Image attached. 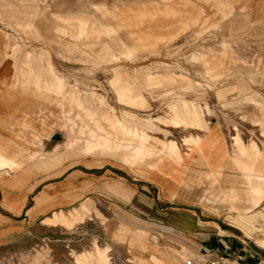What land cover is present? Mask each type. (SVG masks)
I'll return each mask as SVG.
<instances>
[{"label":"rangeland","instance_id":"obj_1","mask_svg":"<svg viewBox=\"0 0 264 264\" xmlns=\"http://www.w3.org/2000/svg\"><path fill=\"white\" fill-rule=\"evenodd\" d=\"M101 1L103 3H94ZM189 1L196 5L195 14L190 17V20L187 19L193 22L190 25L185 23L187 26L183 28L184 19L178 21L175 18H165L160 14L146 24L150 29L158 26L159 31L179 32V38L169 44L161 43L158 51L148 52L147 57L141 58L144 52L138 53L136 58L139 55L140 58L130 63L136 67V71L134 70L136 88L139 91L144 88L151 91H145L148 95L144 97H141V93H139L140 97H133V94L137 96L138 92L133 93L129 86V97L126 103L131 106L140 105L144 109L154 104L151 109L143 113L124 104L121 97L115 96L108 86L106 74L109 70L106 68L113 66L112 63L126 56L122 57L118 54L119 49L115 41L107 36L112 27L107 28L108 23L102 19L112 20L114 27L120 24L122 16L129 12L134 13L136 17H142L146 11L139 6L146 0H0V33L4 32L6 35L5 38L0 35V97L4 100L3 104L8 107L7 109L12 110L14 118L11 123L15 122L17 133L23 137L17 134V139L19 141L27 139L28 143L31 137L34 138L32 131H29L30 128L17 124L19 121L18 113H16L17 107L24 109L22 110L24 114L20 117L23 124L30 123L28 119L31 115L36 123L51 128L52 132H57L54 143L62 141L67 135L66 148L70 155L65 156L59 164L49 166L48 169L44 168L49 172L47 177H57L69 167L83 163L121 169L118 170L119 174L124 173L130 180L133 178L148 179L147 175L152 176L155 168L157 173L182 182L185 157L183 148L178 143H183L180 139V131L178 132L180 129L155 122L154 117L171 115L172 105L176 103L184 112L187 123L186 114L190 115V122L187 126L190 132L193 128L202 131L207 128L203 119L204 113L210 115L216 112L215 95L218 98L217 90L224 86V83L233 85L236 81H244L259 92L258 97H264V0ZM166 3L171 2L169 0ZM150 8L171 10L172 7L156 5ZM197 8L198 12H196ZM25 10L33 14L29 18L33 23L25 20L27 13ZM79 10L86 13H79ZM106 11L108 14H105ZM204 11L202 18L200 14ZM149 13L153 14V12ZM55 14L66 17L60 20ZM15 17L23 20L18 21ZM60 24L61 28L66 25L67 29H76L90 36L77 38L79 47H73L67 51L66 63L58 58L52 45L48 44L49 40L55 39L58 32L54 28ZM33 26L44 36L43 42L36 39L38 34L35 32H30L29 42L26 41L27 32L31 31ZM119 36L123 38L126 33L122 31ZM30 42L48 47L54 57V64L61 72L67 71L68 66H73L75 63L82 67L81 74L73 73L72 75L81 77L83 82L90 76L96 77V84H68V82L72 83V78L67 76L65 88L56 87L59 92L65 89V97L48 91L41 92L23 83L16 85L13 77L15 59L10 54L22 59L25 56V50L31 48ZM210 47L215 49L214 53ZM73 50L77 53L75 59ZM203 54L205 57H202ZM29 61L30 54L25 56L24 63ZM59 64L65 67H59ZM146 65L152 66L147 71V80L142 73V68ZM183 71L190 73L187 75L189 78L183 77V74H176ZM26 73L25 70L19 71L22 77H25ZM191 74L193 84L189 83L190 85L186 86L182 79L184 81L190 79ZM131 79L130 77L129 80ZM219 83L222 84L220 87ZM122 86V75L116 72L114 85L116 92L121 91ZM160 92L165 97H157ZM186 92L194 95L178 97ZM187 98L190 99L189 102L186 101ZM193 106L198 109L197 113L192 110ZM61 123H64L63 127L67 132L60 127ZM181 130H187V128H181ZM98 140L100 141L97 142ZM192 142L189 141V143ZM193 143L200 148L202 137ZM169 144L184 158L175 157L177 160H168L166 157ZM53 145L51 144L45 151L52 149ZM183 145L186 146L187 143ZM161 146H164V149ZM87 147H99L100 149L87 150ZM142 163H144L143 167L137 165ZM246 169L247 176L254 174L253 166L248 165ZM195 205L207 208L203 209L204 220L215 221L223 227L233 228L237 234L259 240L263 245L259 248L263 251L262 257L264 258V198L255 208L252 205L247 208L233 204L228 208L218 209V205L212 203L206 206L202 203H195ZM196 215L201 216V213L198 212ZM97 217H101V221L104 220L103 216L90 212L82 223L77 224L87 225L88 221L92 223ZM211 224L216 225L214 222ZM230 224L240 227L244 234ZM68 229L67 231L71 233L80 231L75 225ZM138 230L144 233V236L134 242L137 250L145 246L146 251H149L153 248L155 236L150 235L148 228L140 227ZM29 232L18 236L17 239L0 240V264L124 263L119 259L118 254L113 252V248L105 247L103 244L105 241L100 243L94 240L91 245L89 241L80 242L73 233L70 235L72 238L63 239V236L60 238V234L36 237ZM157 234L156 236H159L157 237L159 240L156 238L157 253L153 255V259L159 264H168L161 257L170 258V255H179L176 264H180L179 259H185L180 256L183 253L178 254L169 245L160 244L165 238H173L161 232ZM132 243L133 241H129V244ZM115 250L118 252L117 249ZM124 258L127 262L134 263L133 254L129 253ZM141 258L145 264L148 263L145 256ZM190 258L193 259V256Z\"/></svg>","mask_w":264,"mask_h":264},{"label":"crops","instance_id":"obj_2","mask_svg":"<svg viewBox=\"0 0 264 264\" xmlns=\"http://www.w3.org/2000/svg\"><path fill=\"white\" fill-rule=\"evenodd\" d=\"M168 1L146 0L139 6L145 9V15L136 17L134 13L129 12L124 14L120 24L114 27L112 20L102 19L108 23L107 28L112 27L107 36L115 41L119 49L118 54L126 56L106 68L109 70L106 74L108 86L115 96L121 97L124 104L143 113L151 109L154 104L144 109L140 105L131 106L126 103L129 86L133 93L138 92V95L133 94V97H140L139 93L144 97L145 91H151L147 88L139 91L136 88L134 72L136 67L130 63L140 58V55L136 58L138 53L144 52L141 58L147 57L148 52L158 51L161 43L169 44L179 38V32L159 31L158 26L150 29L146 24L157 14L178 21L184 19L183 28L187 26L185 23L189 25L193 23L187 21L195 14L196 5L193 2L170 0L171 3H166ZM156 5H167L172 8L171 10L150 8ZM25 12H27L25 20L32 22L29 18L33 14L27 10ZM78 12L86 13L81 10ZM204 13L205 11L200 14L202 18ZM55 15L60 20L66 17ZM16 20L19 21L20 18L17 17ZM61 26L60 24L54 28L58 33L55 39L48 41V44L52 45L58 58L66 63L67 51L79 47L77 38L90 36L76 29H67L66 25L64 28ZM122 31L126 33L123 38L122 35L119 36ZM30 32L38 34L37 40L44 41V36L33 26V29L27 32V42ZM0 35L6 37L4 32ZM31 44V48L25 50V56L30 54V61L26 64L25 56L19 59L10 54L15 59L13 77L16 85L23 83L41 92L48 91L65 97L67 76L72 78V83L68 82V84H96V77L90 76L83 82L81 77L73 76V73L81 74L82 69L75 63L73 66H68L67 71L60 68L63 70L61 72L54 64V57L48 47ZM73 51L75 59L77 53ZM59 67L65 66L59 64ZM151 67L146 65L142 68L146 80L147 71ZM20 70L27 72L25 77L19 75ZM116 72L122 75L123 86L119 92L114 88ZM184 73L189 72L176 74ZM192 77L191 74L190 79L186 81L182 79V82L188 86L193 81ZM224 84L222 87H220L221 83L218 84L220 88L217 90L219 96L216 97V112L210 115L204 113L203 119L207 128L202 131L192 129L194 136L197 132L202 134L201 147L193 142L187 143L186 146L178 142L183 148L185 157L182 182L157 173L155 168L152 176L147 175L148 179L130 180L124 173L119 174L118 170L121 169L83 163L69 167L57 177H47L49 172L44 168L48 169L49 166L59 164L65 156L70 155L66 148L67 135L62 141L54 143L57 132H52L51 128L36 123L31 115L28 119L30 123L23 124L20 117L24 114L22 112L24 109L17 107L19 120L17 124L30 128L29 131L34 135L28 143L27 139L19 141L17 134L22 136L17 133L15 122L11 123L14 118L12 110L7 109L8 107L3 104L4 100L0 97V240L17 239L28 231L36 237L60 234V238L63 236V239L72 238L70 235L73 233L80 242L89 241L91 245L94 240L100 243L107 242L125 264H145L141 256H145L149 264H159L153 259V255L157 253L156 238L159 236L156 235L161 232L184 246L188 254L196 256V260L193 259L196 264H203L209 258L222 254L229 255L233 264H264L263 251L259 248L263 245L257 243V239L237 234L233 228L223 227L215 221L204 220L203 209L207 208L195 205L202 203L206 206L212 203L218 205L217 209L228 208L232 204L247 208L252 205L255 208L264 198V97H258L259 92L244 81H236L233 85ZM60 86L64 87L62 92L56 88ZM187 95L194 94L186 92L178 97ZM157 97L165 96L160 92ZM186 101L189 102L190 99L187 98ZM186 117L190 122V115L186 114ZM63 126L64 123H61L60 127L67 132ZM186 128L189 130L188 127ZM51 144H54L52 149L45 151ZM95 149L100 148L87 147V150ZM137 165L143 167L144 163ZM248 165L254 167L252 170L254 174H250L251 176L246 175ZM211 172H214L215 176H211ZM220 195H227L232 200L229 197L224 199L222 196L219 200ZM90 212L103 216L104 220L101 221V217H97L94 222L88 221L87 225H82ZM198 212L201 216L196 215ZM79 222L81 223L77 224ZM212 222L216 225L211 224ZM162 223L165 224L160 226ZM73 225L80 231L72 233L67 231ZM232 226L243 232L237 225ZM140 227L148 228L150 235L155 236L153 248L149 251H146L144 246L138 252L134 243L144 236V233L138 230ZM129 241L133 243L129 244ZM128 248L130 254L135 256L134 263H129L124 258L129 255ZM178 256H170L168 261L172 258L177 260ZM188 258L189 255L185 259H179V263L183 264Z\"/></svg>","mask_w":264,"mask_h":264},{"label":"bare ground","instance_id":"obj_3","mask_svg":"<svg viewBox=\"0 0 264 264\" xmlns=\"http://www.w3.org/2000/svg\"><path fill=\"white\" fill-rule=\"evenodd\" d=\"M99 7V6H97ZM108 14V12L106 11L105 14ZM104 14V13H103ZM4 31H8L7 29H4ZM210 49H212L211 51L214 53L215 52V49L213 47H210ZM123 57V56H122ZM202 57H205V54L202 55ZM168 73V72H167ZM173 73V72H172ZM211 73V71L209 70V74ZM152 75V74H151ZM188 74H183L182 76L183 77H188L187 76ZM149 77V76H148ZM189 78V77H188ZM83 88V87H82ZM145 95H148V92H144ZM149 98V97H148ZM215 98H216V95H215ZM150 99V98H149ZM187 104V103H186ZM207 106V105H206ZM194 108H192L193 111H195L197 113L198 109H196V106H193ZM209 107V106H208ZM184 112H182L178 105L176 103H174L172 105V114L171 115H166L165 117H161V116H157V117H154V120L155 122H158L160 124H164L166 126H173L174 128H178L180 130H178V132L180 131V139L181 141H183L184 144L186 143H189V141H193V142H197L200 140V138L202 137V134L197 132L195 134V136L192 134V132H190V130H181V128H186L189 124V122L187 123L186 121V118L183 114ZM192 113V112H191ZM100 140H98L97 142H99ZM172 143V142H171ZM162 149H164V146H161ZM167 149L169 150V152H167V159L168 160H171V159H174V160H177L175 157H181V158H184L183 156L180 155V153L178 152V150L176 149V151H174L173 149V146H171L170 144L167 145ZM211 176H215V173L214 172H211L210 173ZM223 197L224 199H227L229 196H225V195H220L219 196V200H220V197ZM218 198V197H217ZM230 200H232L231 198H229ZM218 200V199H217ZM250 238V237H249ZM257 243L260 244L259 240H256ZM164 244V245H169L170 248H173L174 250H176V252L178 254H182L185 258L187 257V255L189 256H193V259H196V256L192 255V254H188V251L185 249L184 246L182 245H179V244H176L177 242L172 239H168V238H165L163 240H161L160 244ZM105 245V247L107 249H111V246L107 243V242H104L103 243ZM261 245V244H260ZM179 250V252H178ZM128 252L130 253V248H128ZM138 252H140V250H138ZM182 252V253H180ZM171 256V255H170ZM166 257V258H165ZM163 256L161 257L166 263L168 264H176L177 260H174L172 258L171 261H168V258L167 256ZM131 259V258H130ZM191 259V258H190ZM192 259V260H193ZM195 262V261H194ZM149 264V263H147Z\"/></svg>","mask_w":264,"mask_h":264},{"label":"built area","instance_id":"obj_4","mask_svg":"<svg viewBox=\"0 0 264 264\" xmlns=\"http://www.w3.org/2000/svg\"><path fill=\"white\" fill-rule=\"evenodd\" d=\"M183 264H196V263L194 262V260L188 258L184 261ZM203 264H233V263L229 255L222 254V255H216V256L209 258Z\"/></svg>","mask_w":264,"mask_h":264}]
</instances>
